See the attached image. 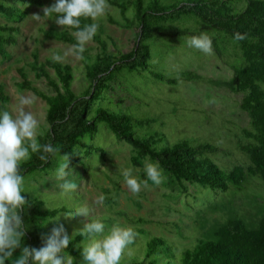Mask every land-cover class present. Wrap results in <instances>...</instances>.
Returning a JSON list of instances; mask_svg holds the SVG:
<instances>
[{"label": "rangeland", "instance_id": "374dc122", "mask_svg": "<svg viewBox=\"0 0 264 264\" xmlns=\"http://www.w3.org/2000/svg\"><path fill=\"white\" fill-rule=\"evenodd\" d=\"M54 2L55 0H44L43 7L24 5L29 14L19 22L9 21L0 14L1 22H12L19 27V32L15 34L16 44L7 46L9 58L0 56V85L4 86V91L9 96V110L15 107L17 95L35 97L36 102L31 110L41 121V133L47 126L48 106L32 91L19 87L23 81V72L20 69H24L33 85L48 93H55L53 88L44 83L43 78L37 77L33 69L36 64L35 55L38 56V63L42 64L46 59H51L53 52L60 51L62 54L63 50L72 45L46 36L45 31L62 30L54 20L42 17L37 21L32 16H43V8ZM110 16L128 25V28L111 23ZM138 24L133 4L126 15L118 6L111 5L108 14L99 21L98 32L107 42L105 51L117 56L131 51L140 30ZM173 26L168 27L167 33H155L148 39L151 49L149 65L151 70L162 72L166 77L178 78V82L170 84L157 80L149 69L133 72L122 69L115 74L118 83L116 91H104L103 99L94 102L89 109L88 118H94L98 108L108 107L117 111L124 110L136 119H155L143 126H135V134L148 136L155 132L165 133L172 144L182 139L195 138L197 143L208 142L219 148L210 157L222 169L229 170L238 164L247 166L250 160L240 149L239 140L242 139L243 128H251V119L241 108L243 93L233 92L224 85V82L233 77L234 67L242 65V52L233 43L224 50L222 57L216 52L205 55L188 47L181 37L186 39L191 35L182 36L178 34L179 29L217 33L213 26L195 17H183ZM99 53H104V49L92 40L86 46L84 60L78 61L72 56L65 58L64 62L74 67L73 89L77 94H82L90 84L85 75V62L92 63ZM49 70L53 73L52 69ZM184 72H192L198 79L180 78V74ZM96 132L95 135L87 133L84 140L104 149V152L81 149V158L68 169V178L80 185L70 197L59 194L61 189L53 180L61 155L54 158L50 167L24 175L25 191L31 197L42 200L46 210L61 207L67 209L46 220L45 226L50 232L60 223L65 226L69 235L82 228L88 218H65L63 214L71 213L77 206L87 204L92 210L93 218L103 219L106 230L119 222L122 226H131L138 230L137 238L143 243L150 236L158 235L183 249L195 246L199 238L208 236L216 223L224 222L235 214L252 221L264 209V181L259 177L248 178L238 191L222 192L194 187L189 193H185L161 170L163 182L159 186L149 180L146 186L142 185L138 194H133L124 183L119 169L131 167L133 175L144 181L147 179L144 162H156L146 157L136 164L132 160L137 155L136 148L128 140L119 139L106 123H99ZM165 144L166 142H162L158 145ZM101 194L105 196V201L102 206H97L94 200ZM58 216L59 221L54 220ZM140 249L139 243L130 245L131 253ZM72 256L75 259L74 264H80L81 257ZM127 256L123 257L121 264L131 257Z\"/></svg>", "mask_w": 264, "mask_h": 264}, {"label": "trees", "instance_id": "16d2710c", "mask_svg": "<svg viewBox=\"0 0 264 264\" xmlns=\"http://www.w3.org/2000/svg\"><path fill=\"white\" fill-rule=\"evenodd\" d=\"M109 3L118 6L124 15L130 5L135 6V17L140 28L136 37L138 41L136 39L131 51L117 56L105 51L107 42L98 32L93 40L104 49V53L97 54L92 63L85 62V75L90 84L82 94H77L73 89L74 67L70 63L46 59L39 64L38 56L35 55L36 64L33 69L37 77L43 78L44 83L55 90L52 94L33 85L24 69H20L23 81L19 87L32 91L48 106L47 126L38 135V142L52 144L59 149L58 155H72L70 169L81 158V149L104 152V149L84 140L87 133L95 135L99 123L104 122L119 139L128 140L136 148L137 155L132 158L136 164L146 157L151 158L185 193H189L194 187L222 192L238 191L250 177H259L264 181V0H109ZM29 4L43 7L44 0H0V14L9 21H22L29 14L23 6ZM183 17H195L213 26L217 33H203L186 28L179 29L178 34L208 35L212 39L214 52L221 57L232 43L242 52V65L234 67L233 77L224 82V85L233 92L243 93L241 108L251 119V128H243L242 139L239 140L240 149L250 160L247 166L238 164L229 170L222 169L210 157L219 148L208 142L197 143L195 138L182 139L172 144L165 133L155 132L148 136L135 134V126H143L155 119H136L124 110L117 111L108 107L98 108L95 117L88 118L89 109L94 102L103 99L104 91H116L118 83L115 74L122 69L131 72L149 69L157 80L170 84L178 82V78H169L162 72L150 69L151 49L147 41L155 33H167L168 27H174ZM109 21L128 28V25L112 16ZM11 23L0 21V56L4 59L9 58L7 46L16 44L15 34L19 32V27ZM83 23L91 21H82ZM235 33L246 35V39L235 41ZM45 34L67 44L75 43L68 29L45 31ZM85 54L86 51L84 57ZM180 78L193 80L198 79V76L192 72H184L180 74ZM0 100V110L5 106L9 110V96L2 85ZM162 142L166 144L158 145ZM40 154H32L31 159L22 164L23 176L52 165L53 158L45 162L39 158ZM22 195L27 200L23 211L26 229L24 244L42 247V236L51 233L45 226L46 220L67 209L61 207L46 210L42 200L31 197L27 192ZM133 229L137 233L138 230ZM83 239L79 235L72 239L64 250L65 253L81 257L79 250ZM136 243L141 244V249L128 255L127 257H131L122 264H264V209L252 221L235 214L224 222L214 224L208 236L199 238L192 247L181 249L173 241L158 235L150 236L144 243L136 236L133 244ZM19 252L17 249L15 255L18 256Z\"/></svg>", "mask_w": 264, "mask_h": 264}, {"label": "clouds", "instance_id": "9594fccd", "mask_svg": "<svg viewBox=\"0 0 264 264\" xmlns=\"http://www.w3.org/2000/svg\"><path fill=\"white\" fill-rule=\"evenodd\" d=\"M111 5L109 0H55L51 6L43 8V16L33 14V18L40 21L42 17L54 20L61 29L70 30L75 43L68 49L53 52L51 59L63 63L68 56L76 60H84L86 46L93 40L99 30V21L104 18ZM90 20L91 23L82 21ZM188 47L201 51L205 55L214 54L212 39L206 35H194L183 38ZM233 39L241 41L246 35L235 33ZM15 107L8 110L7 106L0 110V264H74V257L65 253L72 242L73 236L83 237L80 248V264H121L125 255H131L130 245L135 242L137 233L131 226L114 223L106 230L102 218H93L92 210L87 204L79 205L71 213H64L65 218L82 216L88 218L84 226L75 230L71 235L60 223L53 227L51 233L42 236L43 246L36 248L24 244L26 229L24 226V205L27 200L22 193L25 176L21 174L22 164L29 161L32 154L41 153L39 158L47 162L49 158H57L59 149L52 144H41V121L31 110L36 100L31 95H17ZM70 154L59 156L54 178L61 189L59 194L70 197L80 185L70 180ZM124 177V183L133 193L138 194L142 185L146 186L150 180L159 186L163 182L162 171L158 165L150 161L144 162V172L147 179L138 180L133 175V169H119ZM104 195L94 200L97 206H102ZM47 206V205H46ZM48 207V206H47ZM58 216L56 221H59ZM17 249L19 255H15Z\"/></svg>", "mask_w": 264, "mask_h": 264}]
</instances>
